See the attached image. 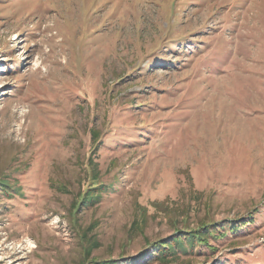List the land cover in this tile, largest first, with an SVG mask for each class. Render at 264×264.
<instances>
[{
	"label": "rangeland",
	"instance_id": "obj_1",
	"mask_svg": "<svg viewBox=\"0 0 264 264\" xmlns=\"http://www.w3.org/2000/svg\"><path fill=\"white\" fill-rule=\"evenodd\" d=\"M0 180V264H264V0H0Z\"/></svg>",
	"mask_w": 264,
	"mask_h": 264
},
{
	"label": "trees",
	"instance_id": "obj_2",
	"mask_svg": "<svg viewBox=\"0 0 264 264\" xmlns=\"http://www.w3.org/2000/svg\"><path fill=\"white\" fill-rule=\"evenodd\" d=\"M99 181V180H98ZM0 185H2V187H8V189H2L0 188V190H2V192H4L5 194L11 195L13 193V190L10 188V186L8 185V183L4 180H0ZM100 188L99 192L101 191H106L107 189H110L111 186L109 184H106L102 181H99L98 184H96V186H94V189H98ZM95 198H97L96 196H86L85 197V201H83L84 206H87L89 203H91V201H93ZM78 206H76V210L78 209ZM228 227H231V225L228 223ZM133 227H135L136 229H139L138 227H136L135 225H133ZM208 226L207 225H203L202 227H200L199 229L195 230L196 232H192V233H188V235H186L183 240V238L181 236H176L175 238H171L168 241H164V242H154L153 245L151 247H155L156 248V256L155 259L160 260V262H164L167 263L170 260H176V258H170L168 259V256H172L177 252V249H181L182 252H187L188 250L193 251L195 244H208L206 238H204L205 233H207ZM225 229V228H222ZM217 230H215L216 232ZM209 233H213V231H209ZM198 242V243H197ZM87 250V249H86ZM83 248V251H86ZM87 254H89V249L87 250ZM143 251H140L135 257H142L143 255ZM132 259V258H130ZM114 260H90L88 261L87 264H114L113 263ZM129 262V261H128Z\"/></svg>",
	"mask_w": 264,
	"mask_h": 264
}]
</instances>
